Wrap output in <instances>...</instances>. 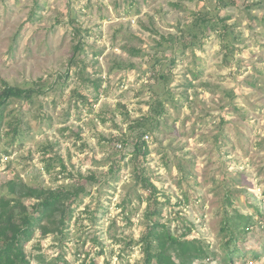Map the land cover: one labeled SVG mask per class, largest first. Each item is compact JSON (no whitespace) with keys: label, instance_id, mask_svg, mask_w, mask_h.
I'll list each match as a JSON object with an SVG mask.
<instances>
[{"label":"rangeland","instance_id":"374dc122","mask_svg":"<svg viewBox=\"0 0 264 264\" xmlns=\"http://www.w3.org/2000/svg\"><path fill=\"white\" fill-rule=\"evenodd\" d=\"M207 2L218 8L219 0ZM221 7V17L241 34L239 50L228 58L218 34L195 49L162 51L161 35L179 34L192 23L197 0H0V91L5 82L26 87L39 78L50 87L33 102L13 99L5 110L0 192L14 178L48 188L80 175L88 189L63 241L38 231L26 246L33 264H51L61 254L70 264H89L102 246L99 264H142L139 245L131 255L125 250L141 238L153 206L174 232L189 228L221 253L225 213L257 217V209L264 210V21L256 19L264 7ZM80 40L84 54L75 51ZM74 54L83 58L79 65L71 64ZM160 70L171 80L151 78ZM96 78L102 88L90 111L76 93L98 95ZM151 116L157 127L137 169L133 147L112 140ZM54 157L48 172L45 160ZM58 158L66 165L63 174ZM112 159L120 160L113 172ZM140 172L157 185L156 204ZM242 246L247 254L236 264H264V229L256 226Z\"/></svg>","mask_w":264,"mask_h":264},{"label":"trees","instance_id":"16d2710c","mask_svg":"<svg viewBox=\"0 0 264 264\" xmlns=\"http://www.w3.org/2000/svg\"><path fill=\"white\" fill-rule=\"evenodd\" d=\"M207 3V0H197L198 10L195 12V19L192 23L181 28L179 34H171L169 37L161 35L163 40H159V44L163 46V52L169 50H182L184 52L186 49H195L203 45L204 38L218 34L222 39L225 57H231L239 50L236 42L241 41V34L236 26L233 27V25L228 24L229 17H221V11L217 9L221 10V6L224 5H234L249 12L253 8L264 7V0L257 2H237L236 0L225 2V0H219L218 8L215 9L208 8ZM249 19L251 26H253V16H249ZM256 19L264 21V16H257ZM72 21L75 24L76 33L81 36L82 26L76 17H72ZM179 44L180 46H178ZM82 45L83 41L80 40L79 44L75 46V51L84 54ZM131 52L134 55H141L142 50L131 48ZM96 55L98 54L96 53ZM80 62H83V58H78L77 54H74L71 64L79 65ZM171 62L174 63L175 59L171 58ZM80 71L83 72L84 70L81 69ZM99 73L100 69L93 70L94 75ZM151 78H154L156 82L163 81L164 83L171 80L170 74L164 73L163 70L154 73ZM93 83L98 95L91 97L81 91L76 93L84 105H90V111H92V106L101 93L102 78L94 79ZM49 88L47 81L43 78H39L26 87L10 85L5 82L4 88L0 91V127L3 123L5 110L13 99L33 102L36 96L45 94ZM157 104L156 110L161 113L164 109V101L159 100ZM127 113L129 115V112ZM156 127L157 120L153 116L146 120L138 119L135 121V126H130V133L127 134V137H118L112 141L116 145L120 143V147L131 145L136 168L140 169L142 168L141 161L146 159L148 153V140L145 135L148 134L150 137V133ZM135 129H140L137 134L133 132ZM114 151L117 155L119 149L116 148ZM58 159L61 166L60 173L63 174L67 170L66 165L62 158ZM56 160L55 157L45 160V169L48 172L55 169ZM118 163L120 160L112 159L111 172L114 171V167ZM67 177L73 176L70 174ZM80 177L82 178V175ZM81 178L48 188L27 184L21 178L11 179L5 184V190L0 192V264H33L32 259L27 254L26 246L33 240L38 231L43 237L55 235L60 241H63L75 211L79 208L83 196L88 194L87 185L81 181ZM89 179L95 180L94 174L90 175ZM138 179L142 186L151 192L149 202L155 201L156 204L157 185L141 172L138 174ZM226 200L232 204L230 194L226 195ZM256 215L257 217L225 213L221 228L223 241L222 252L220 253L215 250L211 243L192 237V231L189 228L182 234L174 232L169 224L161 221L162 209L153 206L147 211L148 222L141 238L129 242L125 251L131 255L135 246L139 245L142 252V264H204L206 261H209V264L216 262L217 264H236L240 254L242 256L247 254L242 246L247 235L256 226L264 229V210L258 208ZM154 216L157 217L154 218ZM105 252L106 250L102 246L97 257L92 258V262L89 264H99L97 260H100V256L106 254ZM39 257L42 261L45 260L44 255ZM110 257H112V253H110ZM253 258L260 259L261 255L254 252ZM58 263L70 264L69 260L62 254L55 259V262H51V264ZM106 264H111V262L107 261Z\"/></svg>","mask_w":264,"mask_h":264},{"label":"built area","instance_id":"2783aa9c","mask_svg":"<svg viewBox=\"0 0 264 264\" xmlns=\"http://www.w3.org/2000/svg\"><path fill=\"white\" fill-rule=\"evenodd\" d=\"M145 138H146V139H148V138H149V135H148V134H147V135H145Z\"/></svg>","mask_w":264,"mask_h":264}]
</instances>
